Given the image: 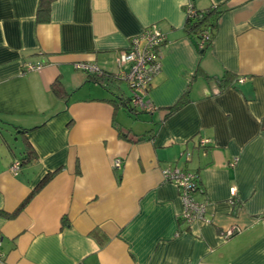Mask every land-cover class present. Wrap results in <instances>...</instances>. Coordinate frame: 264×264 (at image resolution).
<instances>
[{"label":"crops","instance_id":"1","mask_svg":"<svg viewBox=\"0 0 264 264\" xmlns=\"http://www.w3.org/2000/svg\"><path fill=\"white\" fill-rule=\"evenodd\" d=\"M38 2L0 0V264H264V0H53L47 19ZM212 4L200 50L185 8ZM147 28L166 39L138 126L119 104L127 82L104 87L76 64L126 70L119 56ZM25 139L38 157L12 173ZM167 166L199 176L206 221L179 219Z\"/></svg>","mask_w":264,"mask_h":264},{"label":"built area","instance_id":"2","mask_svg":"<svg viewBox=\"0 0 264 264\" xmlns=\"http://www.w3.org/2000/svg\"><path fill=\"white\" fill-rule=\"evenodd\" d=\"M186 13H192L191 5H187ZM165 35L157 29L147 28L140 35L131 39L130 45L123 50L119 56L118 64L120 67L127 66L126 70H119L118 76L127 82L132 95L131 104L135 107L148 108L149 102L145 100L147 87L151 83L152 77L160 68L159 48L164 43ZM43 66L42 63H27L26 69L34 70ZM76 68L82 70H97L91 65L77 63ZM209 139H201L199 144L202 147L209 145ZM189 153H186V157ZM114 167H120V160L116 159ZM21 163L14 160L10 166L12 173H17ZM164 179L172 182L177 188L180 198L184 204L181 218L185 223L194 221H206L204 212L206 203L194 197L196 182L191 172L180 170L178 167L167 166L162 170Z\"/></svg>","mask_w":264,"mask_h":264},{"label":"trees","instance_id":"3","mask_svg":"<svg viewBox=\"0 0 264 264\" xmlns=\"http://www.w3.org/2000/svg\"><path fill=\"white\" fill-rule=\"evenodd\" d=\"M53 0H39L38 7H37V17L38 19H47L49 15L50 5ZM220 4H212L205 10H198L194 9L192 7L193 12L192 13H186V30L190 33H193L197 39L198 45L200 50H203L207 46L211 44V41L214 37L215 28H216V17L219 14L220 11ZM85 72L87 73V79L88 81H93L96 83H99L100 85L104 87H108L111 84H115V82L120 81V77L118 76V73L109 72L106 70H88L86 69ZM232 79L231 74L226 72L224 76L218 79V81L222 84H227ZM129 88V86H128ZM150 88V84L147 87L146 91L148 92ZM51 90L58 98H64L68 93L64 90L61 82L59 79H56L51 84ZM187 90L184 91L181 96L170 106L167 108H164L166 110V117H169L172 113H174L181 105H183L187 99H186ZM119 104L122 105L125 110L132 115L134 120H142L143 113L146 111L151 110V107L148 108H141V107H135L131 104L132 95L131 92L128 96L119 95ZM148 130V129H147ZM145 130L144 134L134 135L132 134V137H137L136 141H141L143 139H153L154 133L152 130ZM24 150L22 152V156L20 159V163H26L33 159H37V153L35 152L34 148L30 144L29 141L25 139L24 141ZM177 167V166H176ZM180 169V168H179ZM182 170V169H180ZM183 171L190 172L186 169ZM54 172H48L46 173L42 179L37 183V185L30 191V193L22 200V202L18 205V207L14 210L12 214H6V216H15L19 210L22 209L24 205L28 203V201L31 199V197L40 190L55 174ZM192 173V172H191ZM194 175V180L196 182L195 187V194L202 195L204 193V189L201 186V180L199 179V176H197L195 173H192ZM183 221V219L179 218Z\"/></svg>","mask_w":264,"mask_h":264},{"label":"rangeland","instance_id":"4","mask_svg":"<svg viewBox=\"0 0 264 264\" xmlns=\"http://www.w3.org/2000/svg\"><path fill=\"white\" fill-rule=\"evenodd\" d=\"M118 85H119V86H118ZM117 86H118V87H116V90H117L118 93H122L123 95L128 96V94H129V88H128L127 84H125V83H119V84H117ZM120 116H123L121 111H120L118 117L120 118ZM131 116H132V115H131ZM119 118H118V119H119ZM125 118H126V117H125ZM130 122H134V120H133V119H130ZM146 122H147V121H145V120L142 119V120H140V121L138 122V126H139V125H144ZM9 131L12 132L14 135H16V133L14 132L13 129H10ZM14 135L12 136V139L14 138ZM13 141H14V140H13Z\"/></svg>","mask_w":264,"mask_h":264}]
</instances>
